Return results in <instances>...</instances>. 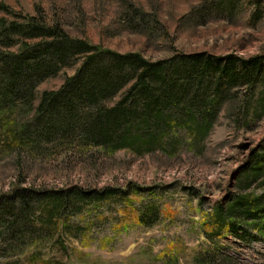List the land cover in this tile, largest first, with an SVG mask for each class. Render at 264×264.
<instances>
[{
	"label": "rangeland",
	"instance_id": "1",
	"mask_svg": "<svg viewBox=\"0 0 264 264\" xmlns=\"http://www.w3.org/2000/svg\"><path fill=\"white\" fill-rule=\"evenodd\" d=\"M0 4L6 6L0 9L6 24L34 17L40 24H57L70 37L121 53L139 52L151 61L181 52L264 53V0ZM17 49L18 43L0 45V51ZM68 62L39 80L30 99L0 107V207L2 196L19 188L45 198L72 188L115 191L98 200L73 202L67 196L52 214L48 199L33 197L25 207L15 201L0 212V264H264V231L245 223H238L242 228L236 232L218 229L211 219L214 207L224 206L230 196L263 191L257 182L239 189L236 178L251 151L264 144V117L243 129L219 113L199 151L184 147L138 155L128 149L108 152L70 133L43 138L34 133L40 130L35 129L37 105L41 93L59 89L79 63ZM239 90L244 97L246 88ZM149 206L154 213L147 212ZM142 216H151L152 223L143 224Z\"/></svg>",
	"mask_w": 264,
	"mask_h": 264
},
{
	"label": "trees",
	"instance_id": "2",
	"mask_svg": "<svg viewBox=\"0 0 264 264\" xmlns=\"http://www.w3.org/2000/svg\"><path fill=\"white\" fill-rule=\"evenodd\" d=\"M5 8L0 4V9ZM16 35L23 38L21 42H16ZM15 43L17 50L0 51V107L19 97L30 99L39 80L69 60L79 62L59 89L41 93L35 115V129L39 125L40 130L34 133L43 138L70 133L108 152L128 149L138 155L155 149L176 153L184 147L199 151L219 113L243 129L264 117V53L240 57L181 52L151 61L139 52L121 53L70 37L57 24H40L34 17L8 24L0 19V45ZM123 87L118 100L110 102ZM241 87L246 88L244 97L239 94ZM259 147L251 151L250 162L239 167L237 188L255 182L264 186V144ZM113 191L72 188L45 198L19 188L2 196L0 212L15 201L25 207L28 199L39 197L50 200L52 214L67 196L73 202L98 200ZM147 212L154 213L153 207ZM147 217L141 220L149 225L151 216ZM211 219L218 229L236 232L242 228L238 223H245L264 231V189L256 195L230 196L224 206L214 207ZM244 234L251 232L246 229Z\"/></svg>",
	"mask_w": 264,
	"mask_h": 264
}]
</instances>
